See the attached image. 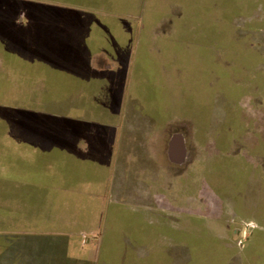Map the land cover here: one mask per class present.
Returning <instances> with one entry per match:
<instances>
[{
  "label": "rangeland",
  "instance_id": "obj_1",
  "mask_svg": "<svg viewBox=\"0 0 264 264\" xmlns=\"http://www.w3.org/2000/svg\"><path fill=\"white\" fill-rule=\"evenodd\" d=\"M46 1L56 24L49 38L21 45L19 73H9L7 59L1 77L0 237H39L33 264H104V234L119 244L115 257L131 242L139 256L164 252L179 264L186 250L175 239L182 233L211 237L216 252H242L241 223L251 231L257 219L264 224V0H242V10L230 0H142L144 17L140 0ZM170 8L183 15L173 36L157 37L160 50H143L160 20L150 13ZM66 15L79 21L67 23ZM100 19L107 33L106 26L96 30ZM45 52L56 54L50 63L57 72L45 69L52 66ZM97 53L105 59L99 67L111 69L91 75L85 68L69 85L70 54L86 60ZM144 76L146 98L138 89ZM78 81L88 83L75 97ZM118 106L120 113L111 112ZM152 106L168 111L170 121L144 145L147 133L129 128L126 107ZM175 134L188 149L181 165L163 156ZM112 147L119 156L109 171L103 152ZM29 182L38 189L22 187ZM142 222L153 232L149 239ZM9 254L6 261L16 259Z\"/></svg>",
  "mask_w": 264,
  "mask_h": 264
},
{
  "label": "crops",
  "instance_id": "obj_2",
  "mask_svg": "<svg viewBox=\"0 0 264 264\" xmlns=\"http://www.w3.org/2000/svg\"><path fill=\"white\" fill-rule=\"evenodd\" d=\"M41 1H45V0H0V50L7 49L9 43L13 44V46L16 47L17 49H20L19 47L21 45L24 46V48H28L29 47V45H28L29 41L31 39H32V41H34L35 39L37 41H39L41 34H42L43 41L46 40L47 38H49V34H50L51 30L56 25L52 20L54 17V10H53L54 8L50 4H49L50 7L41 4ZM48 1H46V2H48ZM81 1H85V0H81ZM145 6H146V3L142 0H140L138 8H137V12L139 11V14H140L139 17H144L145 14H147V11L144 10ZM48 8H50V9H48ZM139 8H143V9H139ZM166 11L167 10H164V11L161 10L160 12L152 11L150 13V16L152 18L158 17V18H160V20L159 21H153V24H152L153 29L151 32V36H152V40L154 42L153 43L150 42V44H152V46L150 45L151 49L148 47H146V49H145V47L143 46L142 47L143 50H148V49L149 50H153V49L160 50V49H162L163 47H162V45H159L157 43V39L158 38L161 39L162 34H166V35L171 37V36H173V33L176 31L175 25H177V20H180V17H182L183 15L181 12H177L176 9H174V8L173 9L170 8V10L168 12H166ZM64 19H66L67 23L73 22L76 19L79 21V19L76 16H75V18L69 19L68 15H66V18H64ZM95 25H96L95 26L96 30L98 29L99 33H104L103 30H104L105 26L107 27V31H105V33L108 32L109 23H107V21L100 19L95 23ZM112 25H113L112 28L114 30V27H115L114 23ZM179 26L182 27V30L185 29V27H188V26H183V23H182V26L180 24H179ZM163 28H164V30H162ZM41 30H43L42 33H41ZM138 33H139V30H138ZM53 37H54V32H53ZM62 37H65V36H63L59 32L57 40L61 41V39H63ZM65 41L66 42L68 41V37H67V39H65ZM70 43H71L70 44L71 48H75L74 46H72V45H75L74 42L70 41ZM88 43L89 42H87V44ZM144 43L142 42V44H144ZM34 44H35V42H34ZM94 45H96V44H94ZM137 45H138V41L137 42L133 41V44L131 46L132 50H136ZM155 46L157 48H154ZM94 48H97V47L94 46ZM117 49H121V48H117ZM100 55L101 54H98V53L93 54L92 57L89 56V59L84 60L85 58L82 57V54H81V59L78 60V62H79L78 64L81 65L82 68H81L80 75L78 74V76H81L84 74L85 68H86V70H88V72H90L91 75H92V73L94 74L97 71L98 72H106L107 70H110L111 66H109V64H108V67H106V68L99 67V64L97 61L99 59H102L105 61V59ZM147 58H150V56L146 57L145 59H147ZM5 65H6L5 58L3 57L2 53L0 52V75L1 76L4 75V73H7V70L4 67ZM90 77L93 78L92 76H90ZM94 78H96V77L94 76ZM143 78L144 79L139 80V87H138L139 93L141 94V97L147 96L146 91L144 94V90H146V88H147L146 84L150 81L149 79L145 78V76ZM106 82H108V81H106ZM86 84L82 83L79 86L77 93H75L76 95L74 94L75 97L79 96L81 94L83 89L86 87V86H84ZM119 107L120 106H118V108L115 110H113V108H112L111 112L114 111V112H117V114L120 113ZM155 107H157V106H155ZM126 108L128 111L131 112V115H132V117H129L130 118V121L128 123L129 128L135 132L140 131V132H143L144 134L147 133V134H145L144 145H145V141L147 138L152 136L154 133L159 132L160 130L167 128V125L170 121V120L168 121V119H167L168 115L170 113L162 107H159V108L157 107V109H154L152 107H148L147 108L148 110H144V111L143 110L137 111L135 109L133 110L132 109L133 107L132 108L126 107ZM161 118H162V121H161ZM163 118H164V120H163ZM124 119H126V115L124 116L123 120ZM104 124H106V123H104ZM108 125L115 127L114 123H108ZM173 137L174 136H172V138L168 142V145H167L168 148L165 151L163 156L165 157V159L170 160V162H172L173 164H183V163L174 162L171 159L170 143L172 142ZM112 151L113 152H111V154L105 153V150L103 152V155L107 156V163H109V165L112 164V166L109 167V171L111 169H112V171H114L115 165L113 166V164L116 161V157L118 158V156H119V148L117 149V147H112ZM185 151L186 152H185L184 161L186 160L187 155H188L186 144H185ZM102 179H104L103 174H102ZM102 179L98 182L99 187L96 189L98 191V193H100L102 186L105 185L104 180H102ZM108 181L109 180H107V182ZM23 186L24 187H30L32 189L37 187V185H32V184L31 185L22 184V187ZM36 189H38V188H36ZM47 192H48V190H47ZM132 203L133 202H129L127 204L130 206V205H133ZM135 207H138L139 209L148 208L147 205H145V206L136 205ZM128 208L130 209V207H128ZM149 208L151 209L150 206H149ZM258 211H259V207H258ZM243 213L244 212H240L241 215ZM242 216H244V214ZM250 218L251 217H249V218H243L242 217V220L248 221ZM257 222L259 223L260 226L254 232H258V233L257 234L253 233V234L257 235L258 238H260L259 241H258V239H256V240L251 239V241L249 242V245H247L246 248L240 253H238V252L237 253L221 252L222 255L227 257V259H226L227 264H264V249L262 248V247H264V227H263L264 224L260 223L258 221V219H257ZM260 233H262V234H260ZM191 234L196 235L195 233H191ZM209 238H211V237H209ZM224 262H225V260H224Z\"/></svg>",
  "mask_w": 264,
  "mask_h": 264
},
{
  "label": "trees",
  "instance_id": "obj_3",
  "mask_svg": "<svg viewBox=\"0 0 264 264\" xmlns=\"http://www.w3.org/2000/svg\"><path fill=\"white\" fill-rule=\"evenodd\" d=\"M231 3H233V7L238 3V8H240V10H242L241 6H242V0H230ZM47 51H51V50H47ZM0 52L2 53L3 57L5 55V63L7 62V59L9 61L8 64H10L11 66L9 67V73H19L20 69H21V64H16L18 63L19 60V55L17 53V48L13 46V44L9 43L8 48L5 50H0ZM53 57H51V53L49 52H45L43 53L45 59L47 58V62L49 61V63H47L48 65H52L51 68H48V66H45V69H51L52 72H57V70L55 69V65L57 63H50L51 59H57L56 54L52 53ZM51 55V56H50ZM50 56V57H48ZM35 58V55H34ZM68 59H71V65H70V69H69V73L70 75L73 77V79L71 81H69V85L70 82L71 83H75V76H78V74L80 75L81 72V65H79L78 60L79 57L78 55H73L70 54V57ZM39 62V61H38ZM42 65H46V61L45 62H41ZM37 64L36 60H35V65ZM39 64V63H38ZM34 65V66H35ZM42 65H37V67H42ZM20 66V68H19ZM50 67V66H49ZM19 68V70L17 69ZM5 69L7 70V67L5 65ZM51 70H49V72H51ZM40 71V70H39ZM2 76L0 75V95L3 93V84H2ZM2 80V81H1ZM79 82V81H78ZM80 85L82 82H79ZM78 85V88L79 86ZM75 86V85H74ZM74 87H72L73 89ZM78 88H76L74 90V93H77ZM70 90V88H69ZM31 183V182H29ZM32 184V183H31ZM35 185V184H32ZM135 216V215H134ZM129 219H131L132 221H134L136 219V217H133L131 214L129 215ZM143 227V232L145 233V237L149 239L151 233H153L152 231L149 230V224L142 222L140 224ZM143 233V234H144ZM104 240H103V246L101 249V263L103 262L104 264H176L175 261H173V258L170 254L164 253V252H158V253H152V252H148L146 254H143V256H139L136 248L134 250V243L131 246V242H128L129 245L126 246V248H122V250H119L121 252L120 256L118 254V257L112 256L111 252H115L116 250V246L118 247L119 244H117L114 242H108L106 240V234H104ZM193 237L192 234H188V233H182L181 236L176 235V239L178 243L182 244V247H185L184 249L186 250V256L183 259V261H180L179 264H227V257H225L224 255H222V253L220 252H216V250H212L210 247V243L211 241H207L205 239H203V237H200L199 240H195V238H191ZM40 238L39 237H19L17 238L16 236H11L9 235L4 236L2 235L0 237V264H4V262H6L7 264H33L38 256H41L38 254H35V252H40L41 247H43L40 244ZM9 240V241H8ZM138 243L136 242V245ZM131 246V247H130ZM147 246V244L145 243H140L141 248H145ZM130 248L131 252H133L132 254L129 255L128 249ZM104 249H108L110 252V254L104 255ZM136 251V252H135ZM16 255V259H10L9 261H6V257L9 256L10 254ZM30 254V255H29ZM32 257V258H28V257ZM118 258V259H117ZM36 259V260H35ZM23 260V262H22ZM225 260V262H224ZM4 261V262H3ZM113 261V262H112Z\"/></svg>",
  "mask_w": 264,
  "mask_h": 264
},
{
  "label": "water",
  "instance_id": "obj_4",
  "mask_svg": "<svg viewBox=\"0 0 264 264\" xmlns=\"http://www.w3.org/2000/svg\"><path fill=\"white\" fill-rule=\"evenodd\" d=\"M185 142L181 135H176L170 143V156L174 162L183 163L185 159Z\"/></svg>",
  "mask_w": 264,
  "mask_h": 264
},
{
  "label": "flooded vegetation",
  "instance_id": "obj_5",
  "mask_svg": "<svg viewBox=\"0 0 264 264\" xmlns=\"http://www.w3.org/2000/svg\"><path fill=\"white\" fill-rule=\"evenodd\" d=\"M152 108H154V109H157V107H155V106H152ZM163 120H164V118H163ZM161 121H162V118H161ZM195 125V124H194ZM195 130L197 131V127H196V125H195ZM198 133V132H197ZM176 135H179V134H175V135H173L174 137L176 136ZM173 137V138H174ZM172 138V137H171ZM185 141V140H184ZM185 144H186V142H185ZM188 150V149H187ZM176 165H181V164H176ZM243 209H241L240 208V210H239V212H243L242 211ZM245 210H247V209H245ZM244 221V220H243ZM241 224H243V225H245V227H247L246 228V231L244 232V233H242V231L239 233V238H240V242H241V247H243V250L246 248V246L247 245H249V242L251 241V239L252 240H256V239H258V241H259V239L260 238H258V236L257 235H255V234H253L254 233V231L256 230L255 228H253L252 229V231H251V227H249V226H251V225H247L248 223H246V222H242ZM247 230L250 232L251 231V233H250V235H249V237H247ZM235 233H237V232H235ZM236 235V234H235ZM203 237V239H205V240H207V241H211V238H209V237H206V236H202ZM198 238H200V237H198ZM219 240V239H218ZM221 241V240H220ZM246 243H247V245H246ZM227 247V246H226Z\"/></svg>",
  "mask_w": 264,
  "mask_h": 264
}]
</instances>
